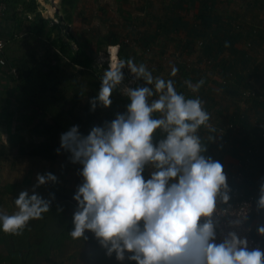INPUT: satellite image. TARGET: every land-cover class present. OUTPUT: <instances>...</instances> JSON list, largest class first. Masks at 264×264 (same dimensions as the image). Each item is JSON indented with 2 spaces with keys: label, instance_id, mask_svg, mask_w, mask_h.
Returning <instances> with one entry per match:
<instances>
[{
  "label": "rangeland",
  "instance_id": "rangeland-1",
  "mask_svg": "<svg viewBox=\"0 0 264 264\" xmlns=\"http://www.w3.org/2000/svg\"><path fill=\"white\" fill-rule=\"evenodd\" d=\"M35 2L49 27L59 24L58 17L64 19L61 34L70 33L74 44L89 56L98 79L94 84L92 79L83 77L82 68L75 63L82 57L75 52L74 44L69 46L70 41L62 49L45 43L29 56L18 58L17 68L21 73H29L30 64L41 67L47 63L67 78L60 85L66 89L58 91L61 98L54 105V116L60 122L69 127L78 126L79 132L87 135L93 126H101L121 114L114 102L107 108L97 106L95 110H91L89 103L98 94L101 76L112 59L109 53L114 50L115 62L131 58L137 65L143 63L154 77L172 79L178 93L203 101L204 109L210 114L208 124L215 129L210 131L205 126L198 129L201 144L206 146L205 157L215 160L223 152L226 154L223 163L243 157L241 145L249 133L248 140L253 142L250 143L262 147L260 156L264 160V143L255 141V130L251 128L255 120H264V0ZM6 20L5 38L11 35L12 27L7 16ZM173 66L178 71L170 76ZM9 68L13 67L0 69V152L3 154L0 157V213L14 214L18 210L14 204L18 194L26 190L31 195L34 190L50 201L48 213L55 220L67 222L63 231L54 227L49 232L38 233L39 225L30 220L24 231L13 235L14 246L24 251L29 264H128L130 253H126L124 261H117L114 254L106 255V249L89 231L84 233L86 239L70 236L77 206L72 197L83 183L79 175L82 166L72 163L68 152H57L62 133L54 128L49 117L43 116L36 97L31 99L24 94L9 74ZM46 70L42 67V71ZM122 71L124 80L117 89L121 93L125 86H146L142 80L133 81L127 68ZM201 79L204 83L197 92L185 84L187 80L196 84ZM248 91L250 96L245 94ZM157 97L154 94L149 99ZM240 116L247 126L246 135L227 129ZM163 136L164 133L156 131L153 143ZM35 149H46L45 157H29ZM150 172L146 166L143 173L146 179ZM46 173L54 174L57 181L35 187L37 175ZM53 192L65 194L69 200L56 201L51 197ZM47 257L49 260L45 261ZM10 258L0 237V264H11Z\"/></svg>",
  "mask_w": 264,
  "mask_h": 264
},
{
  "label": "clouds",
  "instance_id": "clouds-1",
  "mask_svg": "<svg viewBox=\"0 0 264 264\" xmlns=\"http://www.w3.org/2000/svg\"><path fill=\"white\" fill-rule=\"evenodd\" d=\"M125 68L133 81L146 85L121 89L129 100L126 111L93 126L87 135L78 126L60 135L57 152H68L70 161L82 166L83 183L72 197L77 206L70 236L86 239L85 231L93 233L106 255L121 262L130 253L127 259L135 264H264V251L249 250L247 240L234 231L216 242L214 211L218 199L229 200V189L222 164L204 155L198 129H215L199 97L186 98L172 79L154 77L130 58L108 64L98 94L89 101L91 110L112 104ZM177 71L173 66L170 76ZM203 83L185 81L193 92ZM154 94L158 97L150 100ZM157 129L164 136L154 144ZM146 166L151 169L147 179ZM36 180L39 187L57 177L38 174ZM14 204V214L0 213V231L14 235L50 208V201L34 190L31 195L21 191ZM257 204L264 209V184ZM239 223L237 219L231 225ZM257 232L264 235V226Z\"/></svg>",
  "mask_w": 264,
  "mask_h": 264
},
{
  "label": "trees",
  "instance_id": "trees-1",
  "mask_svg": "<svg viewBox=\"0 0 264 264\" xmlns=\"http://www.w3.org/2000/svg\"><path fill=\"white\" fill-rule=\"evenodd\" d=\"M4 2L7 6V11H5L1 22L3 32L4 20L7 21L6 16L10 19V21H12L11 35L6 38V45L3 49V56L6 59V67L9 66L16 69V76L13 78L14 81L17 82L18 86L22 89L25 95L30 96L31 99L36 97L38 107L40 108L43 116L49 117L54 128L61 133H64L71 127L60 122L58 118L54 116V105L55 102L61 98V93L58 91H64L66 89L63 86L60 87V85H62L63 80L65 82L67 78L59 69L56 67H50L47 63L44 64L47 69V73L46 71H42V67L44 66L37 67L30 64L28 66L30 71L27 74L21 73V71L17 68V61L19 57L29 56L40 49L45 43H49L50 46H56L60 49L66 46V41H70V47L74 44V41L71 40L70 33H66L65 35L61 34L60 26L61 24H64V19L58 17L59 24L49 27L46 20H44L38 12L39 5L35 2V0H4ZM74 45L77 48L75 52L82 57L80 61L75 63L82 68L83 77L86 80L92 79L94 84L97 83L98 79L94 76L95 72L91 68L89 56L80 46L77 44ZM48 79L52 80V84H50ZM38 96L40 97L39 100L37 99ZM110 99L115 103L116 109L121 114L126 111V106L129 103V100L123 93L116 90L112 93ZM155 115L159 116L158 114ZM246 130L247 126L244 129V132L243 130L241 131L246 135ZM156 131L160 130L157 129ZM247 135L244 137L241 147L250 142ZM46 153V149H35L29 154V157L43 158ZM2 155L3 154L0 152V157H2ZM51 197L59 202H67L69 200L65 194H61L59 192H53ZM47 213H43L41 219H33V221L39 225L37 228L38 233L40 231L49 232L54 227H59L63 231L67 222L63 220H55L51 213ZM54 234H56V230ZM13 235L14 234L0 231V237L3 240L7 252L12 257L10 258L11 264H15V260L17 261V264H29L28 257L24 251L19 249L17 250L14 246L15 241L13 239ZM27 242L28 241L25 243ZM14 253H16V255L13 257L12 255ZM47 260H49L48 257L45 258V261ZM128 264H135V262L130 261Z\"/></svg>",
  "mask_w": 264,
  "mask_h": 264
},
{
  "label": "built area",
  "instance_id": "built-area-1",
  "mask_svg": "<svg viewBox=\"0 0 264 264\" xmlns=\"http://www.w3.org/2000/svg\"><path fill=\"white\" fill-rule=\"evenodd\" d=\"M5 11H7V6L4 0H0V69L6 67L3 49L7 39L1 28ZM8 72L11 76H16L14 68H9ZM245 94L250 96L249 91ZM243 119V116L238 117L234 123L228 125L227 129L232 133L237 130L242 133L241 130L244 131L246 128ZM251 128L255 130V141L264 143V120H255ZM250 142L242 147L243 157L231 158L229 162L223 163L226 154L221 152L214 158V161H219L222 164V170L226 175V183L229 189V200L224 203L218 199L214 211V221L217 223L216 242H221L228 231H234L238 237L247 240L249 250L260 248L264 251V239L256 234L251 224V217L257 202V195L252 189V181L256 172H260L264 179V160L260 156L262 147L260 145L257 147L256 143L251 144ZM237 219L240 220L239 225L232 226L231 222ZM260 224L264 226V209L262 210Z\"/></svg>",
  "mask_w": 264,
  "mask_h": 264
},
{
  "label": "crops",
  "instance_id": "crops-1",
  "mask_svg": "<svg viewBox=\"0 0 264 264\" xmlns=\"http://www.w3.org/2000/svg\"><path fill=\"white\" fill-rule=\"evenodd\" d=\"M14 77V76H13ZM261 184H264V179H263V176L261 175L260 172H256L255 173V177L252 181V189L253 191L256 193L257 195V201L260 197V186ZM262 210L261 208L258 207V204L256 202L255 204V209L253 210V214H252V217H251V224L253 226V228L255 229L256 231V234L259 236V237H262L264 239V235H260L258 234L257 232V228L263 226L260 224V219H261V215H262Z\"/></svg>",
  "mask_w": 264,
  "mask_h": 264
},
{
  "label": "bare ground",
  "instance_id": "bare-ground-1",
  "mask_svg": "<svg viewBox=\"0 0 264 264\" xmlns=\"http://www.w3.org/2000/svg\"><path fill=\"white\" fill-rule=\"evenodd\" d=\"M40 3H43V1L40 2ZM57 21H58V20H57ZM58 23H59V21H58ZM109 55L112 57V59L110 58V59H111L110 64H111V63L115 62V58H114V50H111L110 53H109Z\"/></svg>",
  "mask_w": 264,
  "mask_h": 264
}]
</instances>
